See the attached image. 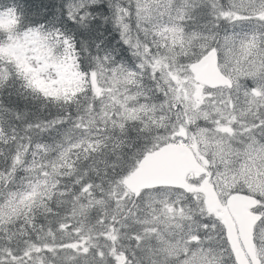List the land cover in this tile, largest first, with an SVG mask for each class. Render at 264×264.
Listing matches in <instances>:
<instances>
[{"label":"snow or ice","instance_id":"1","mask_svg":"<svg viewBox=\"0 0 264 264\" xmlns=\"http://www.w3.org/2000/svg\"><path fill=\"white\" fill-rule=\"evenodd\" d=\"M0 264H264V0H0Z\"/></svg>","mask_w":264,"mask_h":264}]
</instances>
